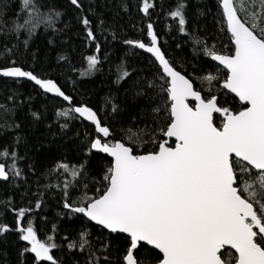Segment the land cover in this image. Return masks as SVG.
<instances>
[{
	"label": "snow or ice",
	"instance_id": "1",
	"mask_svg": "<svg viewBox=\"0 0 264 264\" xmlns=\"http://www.w3.org/2000/svg\"><path fill=\"white\" fill-rule=\"evenodd\" d=\"M69 3L80 13L77 20L85 39L96 41L82 0ZM156 6L154 0H140L138 10L147 19L141 30L145 39L123 41L150 54L155 69L151 78L133 81L136 95L146 101L147 122L135 131L121 129L117 139L96 110L75 102L56 80L18 62L39 29L52 34L63 30L58 25L65 10L54 0H20L18 10L10 13L8 0L0 3V37L4 38L0 77L26 80L38 95L58 98L62 103L54 116L57 122L65 121L59 124L61 130L72 120L89 122L95 135L86 134L85 156L95 152L106 154L102 159L110 158L92 175L88 159L78 165L56 164L54 170L72 177L61 188L68 215L86 225L90 222L100 232L93 241L86 226L77 239L65 237L67 248L84 254V264H264V0H215L227 51L209 47L198 29L189 30L188 2L175 0L167 15L191 41L194 52H203L209 69H214L201 77L178 69L162 49L151 20L150 10ZM118 7L127 11L126 0H119ZM88 13L95 15L91 7ZM104 26L100 20L95 27ZM95 47L100 50L99 43ZM86 59L88 67L82 74L96 70L99 63L96 55ZM132 75L126 67H118V81ZM197 79L200 88L194 86ZM17 95H9L7 101L15 104ZM0 108L6 113L12 110L5 104ZM31 116L35 122L42 119L39 111H32ZM9 157L10 166L0 163L4 181L10 173L22 174L16 165L17 152L0 150V159ZM70 188H78L80 195L73 197ZM40 204L38 199L36 207ZM0 205L17 214L16 228L0 225V235L15 231L20 241L30 245L23 248L21 257L32 253L34 264H61L52 253L59 247L54 237L49 236L47 242L37 239L28 218L31 208L15 209L10 197Z\"/></svg>",
	"mask_w": 264,
	"mask_h": 264
},
{
	"label": "trees",
	"instance_id": "2",
	"mask_svg": "<svg viewBox=\"0 0 264 264\" xmlns=\"http://www.w3.org/2000/svg\"><path fill=\"white\" fill-rule=\"evenodd\" d=\"M3 2L4 0H0V3ZM19 2L20 0H8L10 13L18 10ZM54 2L65 10V16L58 25L63 30L52 34L51 30L44 32L43 28L39 29L30 42L28 53L20 56L18 62H22L26 68L33 66L36 72L45 78L56 80L66 93L74 97L75 102L86 103L96 110L102 122L113 131L115 138H120L121 129L132 128L135 131L144 127L147 122L144 111L146 101L142 96L136 95L138 89L134 87L133 81L146 76L151 78L155 69L149 62V55L123 42L126 39H145L146 33L141 30L146 27L147 19L138 10L140 0H126L127 11L118 7L119 0H82L85 5L84 14L89 15L93 21L96 34L94 42L85 39L83 27L77 20L80 13L70 5L69 0ZM154 2L157 6L150 10L153 12L151 20L159 43L169 59L178 69L186 70L187 74L194 77H201L208 71L214 73V69L208 67L209 58L205 57L203 52H194L191 41L177 31L176 22L167 15L175 0ZM187 2L189 30L198 29L199 35L207 41L209 47L215 46L217 51H227L224 48L227 40L217 23L215 0ZM161 4L163 8L160 7ZM89 7L95 15L88 13ZM198 9L205 14L199 15ZM100 20L105 22L104 28L95 27ZM3 39L0 37V42ZM49 40L53 43H49ZM12 42L14 41H9ZM96 43L100 45L99 51L96 50ZM89 55L98 56L99 63L96 70L82 74L87 70L86 58ZM61 56L66 59H60ZM0 63L3 61L0 60ZM119 66H124L132 72V77L118 81ZM194 86L201 87L198 79L194 80ZM13 93L18 94L15 104L7 101V97ZM29 95L32 96L31 101L28 100ZM61 103L58 98H52L50 95H38L33 91L31 82H15L13 79L0 77V104L12 109L6 113L0 108V150H15L19 157L16 165L22 170L19 177L10 173L7 181L0 179V201L10 197L15 209H32L28 218L33 223L37 239L47 242L49 236L54 237L53 242L59 247L53 249L52 253L61 264H84L85 255L78 249L68 250L65 237L68 240L77 239L78 233L87 226L92 234L91 239L95 241L100 232L98 228L92 227L90 222L86 225L75 215H68V210L63 207L61 188L65 182L72 181V177L62 170L54 169L59 161L78 165L88 159L92 175L110 158L102 159L106 155L95 152L91 157L85 156L82 148L86 134L89 137L95 135L94 127L87 121H69V127L61 130L59 124L65 121L61 119L57 122L54 116ZM113 106L116 111H113ZM32 111L42 113L39 122L33 120ZM15 124L19 127H14ZM0 163L8 167L12 160L10 157L6 160L0 159ZM69 192L73 197L80 195L78 188H70ZM92 194V186L89 184V195ZM38 199L41 201L39 208L36 207ZM16 215L14 210L0 205V225L6 224L15 229ZM24 223H27V219ZM18 235L15 231L0 235V264H34V254L25 253L21 257L23 248L30 245L20 241ZM117 243L114 239V245Z\"/></svg>",
	"mask_w": 264,
	"mask_h": 264
},
{
	"label": "water",
	"instance_id": "3",
	"mask_svg": "<svg viewBox=\"0 0 264 264\" xmlns=\"http://www.w3.org/2000/svg\"><path fill=\"white\" fill-rule=\"evenodd\" d=\"M137 50L143 52V50H140V49H137ZM144 53H145V52H144ZM145 54H147V53H145ZM147 55H150V54H147ZM214 63H217V62H214ZM9 79H12V78H9ZM48 95L52 96L51 94H48ZM88 123H89V122H88ZM100 154H102V155H106V154H103V153H100Z\"/></svg>",
	"mask_w": 264,
	"mask_h": 264
}]
</instances>
